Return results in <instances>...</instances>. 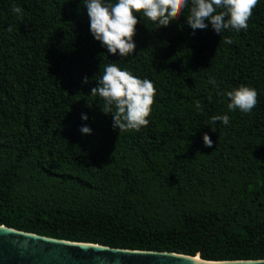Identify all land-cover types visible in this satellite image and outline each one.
<instances>
[{"label": "trees", "instance_id": "trees-1", "mask_svg": "<svg viewBox=\"0 0 264 264\" xmlns=\"http://www.w3.org/2000/svg\"><path fill=\"white\" fill-rule=\"evenodd\" d=\"M190 7L159 28L136 14V51L121 57L94 39L83 0H0V224L204 259L264 257V0L246 31L220 35L210 23L193 33ZM110 63L154 81L147 127L119 133L90 94ZM240 84L259 93L250 114L228 110ZM225 114L228 125L212 122Z\"/></svg>", "mask_w": 264, "mask_h": 264}, {"label": "clouds", "instance_id": "clouds-1", "mask_svg": "<svg viewBox=\"0 0 264 264\" xmlns=\"http://www.w3.org/2000/svg\"><path fill=\"white\" fill-rule=\"evenodd\" d=\"M190 3L186 22L193 33L197 29H206L210 23L212 29L220 35L224 31H246L259 0H190ZM83 4L87 8L90 32L94 39L109 53H119L121 57H128L136 51L134 37L136 26L140 22L136 14L142 13L159 28L179 20L189 8V0H83ZM10 10L18 19H23V9L20 6L14 4ZM12 30L10 25L7 31ZM224 43L231 44V38L225 37ZM96 81L97 85L91 88L90 94L104 101L101 109L105 114H112L114 130L125 133L147 127L157 93L154 81L142 79L117 63L106 65ZM88 82L89 78L85 76L82 83ZM209 82L218 87L214 78L210 77ZM218 94L224 93L221 91ZM226 95L230 100L227 105L229 111L239 110L250 114L258 104L257 89L247 84H240ZM196 108H202L199 101L196 102ZM82 119L87 120V115L82 114ZM211 119L213 123L222 121L224 125L230 122V117L226 114L216 115ZM211 130L216 131L215 128ZM80 131L90 134L92 129L83 125ZM203 143L205 147H213L214 142L207 132L203 134Z\"/></svg>", "mask_w": 264, "mask_h": 264}, {"label": "water", "instance_id": "water-1", "mask_svg": "<svg viewBox=\"0 0 264 264\" xmlns=\"http://www.w3.org/2000/svg\"><path fill=\"white\" fill-rule=\"evenodd\" d=\"M0 264H264V257L204 259L199 254L69 240L0 224Z\"/></svg>", "mask_w": 264, "mask_h": 264}]
</instances>
